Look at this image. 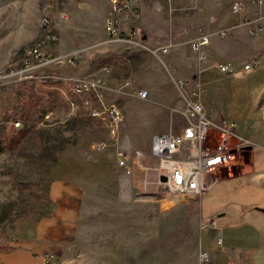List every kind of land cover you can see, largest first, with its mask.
I'll use <instances>...</instances> for the list:
<instances>
[{
	"label": "rangeland",
	"instance_id": "1",
	"mask_svg": "<svg viewBox=\"0 0 264 264\" xmlns=\"http://www.w3.org/2000/svg\"><path fill=\"white\" fill-rule=\"evenodd\" d=\"M4 1L3 19H11L13 27L26 12L29 22H36L38 14L39 31L43 20L53 21L59 39L52 47L69 49L76 43L80 55L74 65H50L33 79L15 74L22 49L32 42L0 64V254L21 246L33 235L37 222L52 213L50 184L63 173L70 172L79 183L99 181L110 204L127 202V196L138 199L139 214L134 218L139 219V239L151 243L146 264H199L195 257L197 205L204 216L219 214L215 219L230 222L240 217L248 220L260 206L263 181L256 183L243 175L226 178L240 168L199 196L174 192L161 180L164 170L151 154L150 142L156 133L181 130L188 101L196 97V90L215 119L219 115L239 122L249 104L248 91L254 88L244 86L264 83L263 75L252 81L246 74L230 81L196 75V52L189 44L179 43L177 36L154 43L169 44L165 54L131 51L109 43L104 28L102 33L99 29L108 0H27L28 10L24 0ZM160 2L169 20L180 18L181 24L189 14L179 2L172 8L167 1ZM156 23L152 22L154 29L159 28ZM202 63L200 67H205ZM86 76L103 79L102 102L122 110L123 121L115 136L101 120L87 116L81 105L77 111L69 106L71 99L79 98L68 79ZM257 112L254 104L247 116L253 123L246 131L260 128L263 121ZM260 151L256 168L264 176V150ZM248 155L242 156L244 165ZM126 230L130 234L131 229Z\"/></svg>",
	"mask_w": 264,
	"mask_h": 264
},
{
	"label": "crops",
	"instance_id": "2",
	"mask_svg": "<svg viewBox=\"0 0 264 264\" xmlns=\"http://www.w3.org/2000/svg\"><path fill=\"white\" fill-rule=\"evenodd\" d=\"M160 1L137 0L139 17L134 24L143 31L149 45L155 47L158 45L154 43L172 40L177 36L179 43L189 44L191 48L192 41L201 34H208L209 42L199 51L191 48L196 52V75L230 81L243 73H221L217 68L219 63L229 62L239 67L257 59L258 66L245 74L251 81L257 75L264 77V30L256 35L250 34L249 26L238 25L239 17L231 9L234 2H240L244 6V15L257 23L264 19V0H164L170 8L179 2L180 7L189 12L181 24L180 18H166ZM27 4V0H24L26 10ZM5 6L6 2L0 0V64H4L14 50L35 41L39 35L38 14L36 22H29L30 18L26 12L20 16V23L13 27L11 19H3V14L7 11ZM104 18L105 15L99 22L100 33ZM154 21L158 22L155 25L159 28L154 29ZM221 31H224V36ZM166 45L170 50V45ZM78 47L73 43L69 49L62 46L52 49L55 53L62 54L77 50ZM182 62L186 64L187 61ZM202 62L205 67H200ZM244 87L254 88L248 91V107L241 111L239 122H236L253 146L246 160L247 164L240 168L239 173L226 178L243 175L256 183L263 181L264 185V176L256 168L262 154L259 155V152H262L260 149L264 150V115L260 110V105L264 104L261 101L264 89L258 91L257 87H264V83L260 81L258 85H254L252 82ZM254 104L258 105L257 114L259 113L263 122L259 123L258 130L248 132L246 129L253 122L249 121L247 116L250 109L253 110ZM203 106L208 119H221L219 115L214 118L216 116L207 104L203 103ZM102 185L93 180L79 183L72 178L70 172L53 179L49 188L53 204L52 213L37 222L33 235L26 238L21 246L1 253L0 263L146 264L149 257L146 251L151 249V243L140 242L139 239V219L134 218V215L139 214L140 203L135 201L138 199L127 196V202H111L116 205L113 207L109 198L104 196L106 191ZM181 204L184 205V202ZM258 205L260 206L255 208L248 220L240 217L232 222L215 219L219 214L204 216L197 205L195 257L199 264H264V197ZM147 214L150 215L149 212ZM125 227L131 229L130 234ZM139 249L141 250L138 254Z\"/></svg>",
	"mask_w": 264,
	"mask_h": 264
},
{
	"label": "built area",
	"instance_id": "3",
	"mask_svg": "<svg viewBox=\"0 0 264 264\" xmlns=\"http://www.w3.org/2000/svg\"><path fill=\"white\" fill-rule=\"evenodd\" d=\"M232 12L239 17L238 25L249 26V33L256 35L264 30V19L254 22L244 15V6L234 2ZM139 17L137 0H108L103 28L106 41L123 46L131 51H146L153 54H165L169 46H151L143 31L135 26ZM224 36V31H221ZM208 34H201L191 43L194 51L209 42ZM53 29V21L43 20L38 38L24 47L20 55V67L15 72L21 78L33 79L43 68L50 65H74L80 50L68 53H55L52 44L58 42ZM258 66L252 59L239 67L221 62L217 65L224 74L248 73ZM106 72L108 68L105 66ZM72 93L79 99H71L69 106L78 110V104L87 116L101 120L111 136L118 133L123 121V113L116 104L104 105L102 102L103 79L95 76L69 78ZM196 97L188 101L184 112L185 125L177 133L166 131L156 133L150 142L151 154L160 160L167 180L165 184L178 194L199 196L216 181L233 173L244 165L243 158L252 149L251 141L243 135L239 124L234 120H210L205 116L204 107ZM91 97L95 99L93 104ZM264 115V104L260 105ZM99 143L98 146H103ZM242 158V159H241ZM123 161L120 160V164Z\"/></svg>",
	"mask_w": 264,
	"mask_h": 264
},
{
	"label": "water",
	"instance_id": "4",
	"mask_svg": "<svg viewBox=\"0 0 264 264\" xmlns=\"http://www.w3.org/2000/svg\"><path fill=\"white\" fill-rule=\"evenodd\" d=\"M161 180L163 181V182H165L166 180H167V178H166V176H161Z\"/></svg>",
	"mask_w": 264,
	"mask_h": 264
},
{
	"label": "bare ground",
	"instance_id": "5",
	"mask_svg": "<svg viewBox=\"0 0 264 264\" xmlns=\"http://www.w3.org/2000/svg\"><path fill=\"white\" fill-rule=\"evenodd\" d=\"M145 96V95H144Z\"/></svg>",
	"mask_w": 264,
	"mask_h": 264
}]
</instances>
